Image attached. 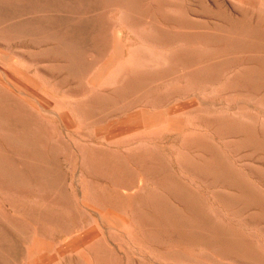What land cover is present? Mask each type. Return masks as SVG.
<instances>
[{
    "label": "rangeland",
    "instance_id": "obj_1",
    "mask_svg": "<svg viewBox=\"0 0 264 264\" xmlns=\"http://www.w3.org/2000/svg\"><path fill=\"white\" fill-rule=\"evenodd\" d=\"M82 7L102 16L79 26L71 58L0 28V96L34 116L35 148L64 177L48 193L0 169L18 264H264V0ZM11 147L2 164L29 175ZM50 199L73 223L29 211Z\"/></svg>",
    "mask_w": 264,
    "mask_h": 264
},
{
    "label": "bare ground",
    "instance_id": "obj_2",
    "mask_svg": "<svg viewBox=\"0 0 264 264\" xmlns=\"http://www.w3.org/2000/svg\"><path fill=\"white\" fill-rule=\"evenodd\" d=\"M104 3L105 0H0V28L9 37L18 36L21 34L30 36L32 39L31 40L32 43H29L27 45H29L30 47L32 46L38 47L39 45V49L40 47L45 46V44H40L41 41L44 43V41H47L49 39L58 40L59 42L58 45L52 48L54 54L58 56H68L69 58H71L72 53L68 50L71 47V41L73 36L75 35L76 32H78L79 26L82 23H85V25L93 24V28H95V30L97 31L98 19L102 16V14H96L97 15L96 18L91 19L87 17L88 10L84 9L82 6L87 5L91 8L94 5L103 6ZM28 13L32 14L31 17L29 18L26 16ZM93 38L95 39V37ZM23 41L27 42L26 40ZM14 85L16 86V84ZM22 92L25 93L26 91H22ZM31 102L33 103V101ZM0 103L3 106L8 104L11 105L10 107H6V108H9L11 113L13 114L11 118L17 121L16 122L17 125L15 127L7 125L6 120L1 117V112H0V127L2 129L6 128L8 130L7 132L9 133L6 136L5 135L6 130H3L4 133L0 136V144H4V143L11 144L12 145L11 148H14L17 152L24 155L25 160H27L30 166L29 175L21 171H13L12 168L8 166H4L2 164V158L0 157L1 171L5 172V174H9L10 179L17 183L23 182V184H28V185H30L31 183H36L43 188L46 187L53 188V189L47 188L46 191L48 193L55 189L62 190L63 180H64L63 175L54 173L53 167H51L50 165L51 163L50 164L47 163L43 154H40V152L38 153V151L36 150L35 147L38 142H36L35 144V142H33L34 140L31 139L29 135L30 131L28 129V125L30 126V124L36 123L34 116H32L31 114H27V117L24 120H22L19 117V114H17V111L19 110L18 109L19 101H16L8 96L6 97L1 95ZM46 108L47 106L42 105L41 109L46 110ZM3 135H5L6 137ZM52 148L49 147L50 149L49 151H52ZM22 155H20V157ZM50 200L51 203H48L47 205H43V206L38 205L36 208H32L29 211L32 212L34 210H37L38 213H40V217H42V219L50 220L55 224L58 223L61 225L64 224L68 225L70 223H73L74 218H72L69 213L65 214L64 212L60 214L58 210L56 211L55 207L57 208L61 206V203L60 205H58L60 200L59 199H50ZM61 208L63 207L61 206ZM0 220L6 222V224L7 223L10 224L9 216H3L1 213H0ZM4 233L5 231L3 226H0V264H18L19 261L15 254H19V255L22 254V250L18 246L12 244L10 238L8 236H5ZM21 236L24 237L23 235ZM6 248L8 249V251L6 250ZM50 258L47 259L44 256H42L40 261L36 264H56L59 262V260L56 257L51 259Z\"/></svg>",
    "mask_w": 264,
    "mask_h": 264
}]
</instances>
